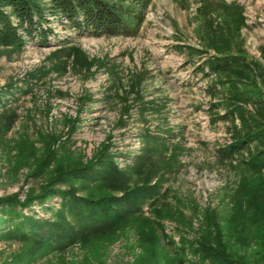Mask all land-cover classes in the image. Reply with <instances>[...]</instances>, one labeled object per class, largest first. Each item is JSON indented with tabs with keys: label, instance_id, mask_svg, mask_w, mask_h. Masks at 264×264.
I'll return each instance as SVG.
<instances>
[{
	"label": "rangeland",
	"instance_id": "374dc122",
	"mask_svg": "<svg viewBox=\"0 0 264 264\" xmlns=\"http://www.w3.org/2000/svg\"><path fill=\"white\" fill-rule=\"evenodd\" d=\"M35 2L47 37L37 30L21 50L0 48V197L84 191V181L57 176L103 158L118 174L95 192L122 196L150 167L158 187L145 191L138 214L62 250L0 238V264H261L264 168L247 163L264 136L231 158L219 151L246 129L233 111L245 109L264 134V108L234 104L208 62L226 48L264 84V0H152L135 36L80 34L51 0ZM146 131L167 143L140 165ZM62 201L54 195L23 212L56 220ZM202 237L239 258L224 261Z\"/></svg>",
	"mask_w": 264,
	"mask_h": 264
},
{
	"label": "trees",
	"instance_id": "16d2710c",
	"mask_svg": "<svg viewBox=\"0 0 264 264\" xmlns=\"http://www.w3.org/2000/svg\"><path fill=\"white\" fill-rule=\"evenodd\" d=\"M152 0H51V12L60 14L68 20L70 27L80 34L97 36H135L145 19L146 11ZM239 12L238 21L242 25L244 16ZM13 17L16 21L13 20ZM46 19L41 6L35 0H0V48H14L21 50L27 37L37 30L47 37L41 26ZM239 26V25H238ZM21 31V32H20ZM217 48V47H216ZM221 53L216 60L208 62V68L224 76L223 85L231 91L233 103L250 101L257 108H264V84L254 79L253 66L245 56L230 53L226 48H217ZM204 69V68H203ZM207 75L208 72H205ZM261 74V72H260ZM142 78L137 79L132 86L139 90ZM1 101V98H0ZM238 105V104H237ZM245 109L233 111L239 115L244 132L234 135V141L222 147L219 155L231 158L250 148L253 141H260L264 134L257 128L244 113ZM243 131V130H242ZM144 153L138 156L139 164L143 165L152 145L164 147L165 138L155 136L146 131ZM264 146L260 148L253 160L247 164L264 168ZM98 167L87 165L74 166L59 173L57 180L69 179L75 176L86 183L82 188H44L37 193L30 194L20 200L18 194L0 197V238H16L25 242H33L45 249L62 250L75 240L82 237L104 234L130 216L138 214L140 203L146 190L158 187V180L151 184L156 176V169L150 167L146 172L144 183L129 190L122 196L95 192V188L104 185L106 181L118 174V170L108 159L99 160ZM160 178V177H159ZM80 191H83L81 193ZM79 193V194H78ZM59 195L62 198V207L57 210L55 219L37 218L36 214H26L24 208H30L35 202L43 203L49 197ZM129 203L130 207L122 204ZM256 205V204H254ZM58 220V221H57ZM200 242L221 254V259L230 262L239 258L226 252L224 245H211L203 237ZM221 251H219V247ZM243 259V256L240 257ZM264 264V254L261 257ZM248 264V261L242 262Z\"/></svg>",
	"mask_w": 264,
	"mask_h": 264
}]
</instances>
